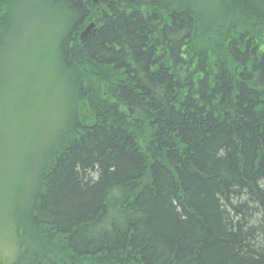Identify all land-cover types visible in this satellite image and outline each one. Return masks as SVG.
<instances>
[{
    "label": "trees",
    "instance_id": "1",
    "mask_svg": "<svg viewBox=\"0 0 264 264\" xmlns=\"http://www.w3.org/2000/svg\"><path fill=\"white\" fill-rule=\"evenodd\" d=\"M193 1L101 0L78 40L50 0L69 109L0 264H264V0Z\"/></svg>",
    "mask_w": 264,
    "mask_h": 264
},
{
    "label": "rangeland",
    "instance_id": "2",
    "mask_svg": "<svg viewBox=\"0 0 264 264\" xmlns=\"http://www.w3.org/2000/svg\"><path fill=\"white\" fill-rule=\"evenodd\" d=\"M85 1L93 16L75 34L78 40L103 9L101 0ZM193 2L205 17L212 15L213 0ZM65 14L50 0H22L9 10L0 44V259L6 262L16 252V235L24 226L25 201L31 197L35 175L38 180L43 157L69 109L57 56L66 31Z\"/></svg>",
    "mask_w": 264,
    "mask_h": 264
}]
</instances>
